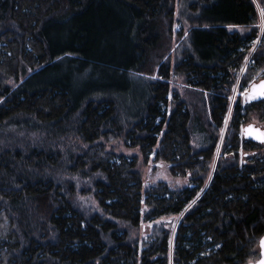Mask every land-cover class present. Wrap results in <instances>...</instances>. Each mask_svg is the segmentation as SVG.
Here are the masks:
<instances>
[{
    "label": "trees",
    "instance_id": "16d2710c",
    "mask_svg": "<svg viewBox=\"0 0 264 264\" xmlns=\"http://www.w3.org/2000/svg\"><path fill=\"white\" fill-rule=\"evenodd\" d=\"M179 1L0 0V264L260 259L264 155L241 135L264 102L235 101L212 171L248 58L243 84L264 71L258 10L191 0L177 31ZM151 163L189 186H147Z\"/></svg>",
    "mask_w": 264,
    "mask_h": 264
},
{
    "label": "rangeland",
    "instance_id": "374dc122",
    "mask_svg": "<svg viewBox=\"0 0 264 264\" xmlns=\"http://www.w3.org/2000/svg\"><path fill=\"white\" fill-rule=\"evenodd\" d=\"M254 5L256 6L257 10H258V14H259V19H258V23H259V37L256 40L254 47L252 49V51L256 48V46L259 44L262 36L264 35V16H262V10H264V0H252ZM190 2L191 0H180L178 5H177V12H176V20L178 21V26L176 27V30H180L181 29V25H185L187 26L186 23V19H187V10L188 7L190 6ZM231 32H238L241 35H247L251 32V29H245V28H232L230 29ZM176 45V44H175ZM187 45V43H183V46L185 47ZM176 46V57L181 56L183 53V49H182V45ZM183 47V48H184ZM175 55H173L172 58V65L175 64ZM182 57V56H181ZM251 57L248 58L246 64L244 65V68L242 70V72L240 73L238 79H237V83L235 85V88L233 90V96H232V100H231V106H230V110L228 113V116L225 120V124H224V129L222 131V135H221V139H220V144H219V148L217 151V156L215 158V162L213 164L212 167V171H214L215 167H216V163L218 161V158L221 154V150H222V145H223V138L225 136V133L227 132V128L229 126L230 123V114L232 112L233 106L235 101L240 98L242 96V87L243 85H250L254 80H257L258 78H261L264 76V71H262L261 73H259L258 75H256L254 77V79H249L248 80V84H243V80L246 77V79L250 78L249 76H245L242 80L243 75L246 72V67L251 63L250 61ZM183 79H179L176 77L173 78L172 80V91L174 92L175 89H179L180 93H183ZM246 90V88H245ZM241 99V98H240ZM250 124H255L257 127H261L264 129V120H262L258 115H254L250 118L249 122L243 125V128L250 125ZM242 136V135H241ZM242 139L244 140L243 136ZM118 146V151L120 153L126 154L127 156H134V155H138L139 152L138 150H128L123 146V143H117L116 144ZM255 150L256 152H250L252 155H256V156H260V155H264V145H257ZM241 162L244 161L246 159V156L248 153L241 151ZM253 157V156H252ZM141 171H142V175H143V180L146 183L147 186L149 185H155L158 184L160 182H164L166 184H168L171 187L174 188H178V189H184L186 187L189 186V180L188 179H184V178H176L173 177L170 173H169V166L168 165H162V166H156L154 163L149 164L148 166H141ZM183 216V215H182ZM182 216L179 218L182 219ZM147 227H144L143 230H141L139 236L140 238H145L147 231H146Z\"/></svg>",
    "mask_w": 264,
    "mask_h": 264
},
{
    "label": "water",
    "instance_id": "95a60500",
    "mask_svg": "<svg viewBox=\"0 0 264 264\" xmlns=\"http://www.w3.org/2000/svg\"><path fill=\"white\" fill-rule=\"evenodd\" d=\"M262 82H264V79L253 85L260 86ZM253 85L250 88L249 94L252 93ZM257 90H259V88H257ZM262 99H264V96H257V98L255 99H249V102L251 103ZM242 136L247 141H252L258 144H264V130L261 129L260 127L255 126L254 124H250L244 127L242 130ZM260 256H261L260 259L253 264H264V236L260 241Z\"/></svg>",
    "mask_w": 264,
    "mask_h": 264
},
{
    "label": "flooded vegetation",
    "instance_id": "af4514ba",
    "mask_svg": "<svg viewBox=\"0 0 264 264\" xmlns=\"http://www.w3.org/2000/svg\"><path fill=\"white\" fill-rule=\"evenodd\" d=\"M264 79V76L263 77H261V78H258L257 80H254L250 85H248L247 87H244V90L242 91V96L240 97L241 99H240V101L242 102V105H243V107L245 108L246 106H252V105H255V104H260V103H263L264 102V99H262V100H257V101H254V102H249V99H248V97L247 96H245V95H243V93H244V91H245V88L247 89V91H248V93H249V91H250V88H251V86L253 85V84H255V83H258V82H260L261 80H263ZM255 125V124H254ZM256 126V125H255ZM261 128V127H260ZM261 129H263V128H261ZM264 130V129H263ZM254 143V142H253ZM256 145H264V144H258V143H255Z\"/></svg>",
    "mask_w": 264,
    "mask_h": 264
},
{
    "label": "snow or ice",
    "instance_id": "6c2138e0",
    "mask_svg": "<svg viewBox=\"0 0 264 264\" xmlns=\"http://www.w3.org/2000/svg\"><path fill=\"white\" fill-rule=\"evenodd\" d=\"M262 16H264V10H262ZM257 88H259V90H257ZM243 95L247 96L248 99H255L257 96H264V82H262L260 86L253 85L251 94H249L246 89Z\"/></svg>",
    "mask_w": 264,
    "mask_h": 264
}]
</instances>
